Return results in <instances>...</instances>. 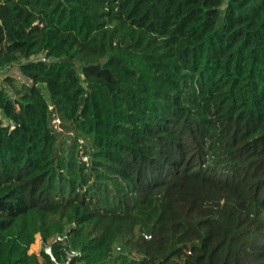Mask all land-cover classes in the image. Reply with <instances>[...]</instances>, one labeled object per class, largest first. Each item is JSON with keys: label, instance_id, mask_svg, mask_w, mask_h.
Listing matches in <instances>:
<instances>
[{"label": "trees", "instance_id": "obj_1", "mask_svg": "<svg viewBox=\"0 0 264 264\" xmlns=\"http://www.w3.org/2000/svg\"><path fill=\"white\" fill-rule=\"evenodd\" d=\"M13 64L0 264H264V0H0Z\"/></svg>", "mask_w": 264, "mask_h": 264}, {"label": "rangeland", "instance_id": "obj_2", "mask_svg": "<svg viewBox=\"0 0 264 264\" xmlns=\"http://www.w3.org/2000/svg\"><path fill=\"white\" fill-rule=\"evenodd\" d=\"M23 62V61H20ZM11 76L14 80V84L16 85L17 88L20 89V84L24 82V80L22 79V77L20 76L18 69H17V65L13 64L10 65L4 69H0V88H4L5 90L9 91L11 97L13 96V94L11 93V89L7 86V84H5V79ZM54 125L58 124V121H54ZM82 142V141H81ZM81 161L86 162L87 158L84 156H81ZM41 246V240L39 236H36L35 238V242L34 244L30 247L29 253H38L39 249Z\"/></svg>", "mask_w": 264, "mask_h": 264}, {"label": "built area", "instance_id": "obj_3", "mask_svg": "<svg viewBox=\"0 0 264 264\" xmlns=\"http://www.w3.org/2000/svg\"><path fill=\"white\" fill-rule=\"evenodd\" d=\"M56 240L60 241L61 239L57 238ZM45 252H46V254H48L50 256L51 260L54 261V258L51 255L50 249L49 248L45 249ZM75 255H79V253H75V252H71V251L65 252V256L67 257V259H70V257L75 256Z\"/></svg>", "mask_w": 264, "mask_h": 264}]
</instances>
